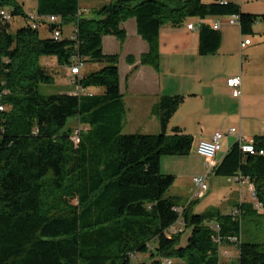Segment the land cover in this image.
Wrapping results in <instances>:
<instances>
[{
  "label": "trees",
  "instance_id": "obj_1",
  "mask_svg": "<svg viewBox=\"0 0 264 264\" xmlns=\"http://www.w3.org/2000/svg\"><path fill=\"white\" fill-rule=\"evenodd\" d=\"M1 8L12 19L0 18V264H168L175 259L220 264L227 244L238 247L237 264H264V243L241 240V215L258 208L264 214V154L244 152L235 141L213 171L227 178L248 176L256 205L195 213L190 201L177 211L181 197L167 195L176 177L162 173L161 158L188 155L194 145V137L179 126L168 132L184 97L163 95L154 104L158 133H124L119 55L103 50L104 36L124 41L122 22L135 18L149 46L140 62L158 67L163 25L237 14L242 33L253 34L256 22L264 25V14L243 12L226 0H111L90 18L82 16L80 0H38V15H58L62 23L34 29L16 0H0ZM18 16L25 24L12 32L11 21ZM70 22L75 23L74 39L52 36ZM41 29L50 37H42ZM221 41L220 30L200 25L201 55L215 53ZM42 56L66 65L81 88L101 87L103 92L41 93L40 84L54 81L40 63ZM78 61L102 66L75 77L71 68ZM73 116L86 127L78 143L74 130L65 129ZM253 138L257 150L264 151V135ZM178 221L183 230L174 233ZM145 255L148 260L137 263Z\"/></svg>",
  "mask_w": 264,
  "mask_h": 264
},
{
  "label": "crops",
  "instance_id": "obj_2",
  "mask_svg": "<svg viewBox=\"0 0 264 264\" xmlns=\"http://www.w3.org/2000/svg\"><path fill=\"white\" fill-rule=\"evenodd\" d=\"M107 1L111 0H94L88 5L96 10L101 7L100 5L108 3ZM226 1L239 4L243 12L264 14V0ZM198 19L200 18L188 19L181 26H173L170 23L162 26L158 67L140 62V56L148 51L149 46L138 33L135 18L122 22V27L127 33L124 41L113 35H106L103 38L104 52L119 55L120 89L126 108L124 127L129 125L132 129L124 133H158L160 124L158 116L152 112L154 104L163 95L184 97V101L170 120L168 132L171 133L173 127L179 126L185 133L194 137V145L188 155H166L161 158L162 173L165 174L166 169L167 171L173 169L176 180L178 177L192 180L196 175L207 173L206 164L205 167L200 166L193 160L198 154V143L210 140L215 132L225 133L220 139L221 148L216 157L218 162L237 139L236 135L228 134L230 128H235L237 134L241 132L246 138L264 135L263 23L258 21L254 25L253 34H257L255 42L248 37L249 34L242 33L239 23H229L228 16L203 19L204 23L210 24L215 20H221L219 30L222 41L215 53L201 55ZM193 23L196 27L189 29L188 25ZM245 39H250L251 43L241 47ZM256 51L260 54L256 55ZM129 56L134 58V62L128 61ZM101 66L98 63H85L81 75L98 70ZM238 75L242 79L240 96L234 95L233 90L226 84L228 78ZM72 82L75 89L70 93L82 92L93 95L103 92L101 87L81 88L75 80L72 79ZM251 187L250 183L244 182L235 183L231 188L235 194L238 193L239 203H254V199L247 201L244 198L248 193L251 194ZM172 196L183 197L182 194ZM197 200L199 199L192 201L193 205ZM189 202L190 199L187 197L184 204ZM232 205L235 204L230 203L231 207L226 208L230 209L228 212L218 209L229 213L237 208ZM217 207L216 205L212 208ZM233 247L236 248V257H231ZM222 250L227 251L228 256L221 254L220 264H237L239 251L236 245H224ZM177 262L185 264L181 260Z\"/></svg>",
  "mask_w": 264,
  "mask_h": 264
},
{
  "label": "rangeland",
  "instance_id": "obj_3",
  "mask_svg": "<svg viewBox=\"0 0 264 264\" xmlns=\"http://www.w3.org/2000/svg\"><path fill=\"white\" fill-rule=\"evenodd\" d=\"M20 5L23 6L25 12H28L30 9H36V5L38 0H16ZM94 0H80V6L82 8V16L83 17H96L95 12L88 3ZM204 2H211V0H203ZM213 1V0H212ZM108 3L110 1H107ZM103 6V5H100ZM100 8V7H98ZM227 19V18H226ZM25 18L23 16L15 17L11 21V31L15 32L18 28L25 24ZM193 20V18H192ZM73 30H75V23L70 22L63 25V36L64 37H71ZM72 31V32H71ZM40 34L42 37H50V32L47 29H41ZM257 34H249L248 37L251 38L253 41L256 40ZM256 42V41H255ZM256 55H259L260 52L256 51ZM259 59V58H258ZM256 59V61L258 60ZM40 63L43 66H46L50 73L54 77V81L52 83H42L39 86V90L43 94H56V93H69L75 89V84H73L71 76H70V69L66 67V65H61L58 63L57 58L53 56H42L40 58ZM225 69V68H224ZM82 127V124L79 122V118L77 116L70 117L68 119L67 125L65 129H79ZM132 130L129 125L123 128V132H129ZM224 141V140H223ZM194 162L198 165H203L205 167V158L199 154L195 156ZM165 170V169H164ZM173 169H169L165 174H174ZM207 182L209 184V191L206 196L200 198L195 202L193 205V211L197 212H204L213 206H218L217 208H221L224 211L230 210L226 209L227 207H231L230 203L235 204L232 206H238L239 197L238 193L232 190L231 187H234L235 182L229 181L227 177L218 176L214 172L207 176ZM186 179V178H185ZM183 177H178L176 182L172 185V187L167 192V195H176L182 194L183 197L181 198V206L185 205L186 198L190 199L191 191L193 189V182L190 179L185 180ZM232 190V191H231ZM245 200H253V197L250 193L246 195ZM230 202V203H229ZM255 201V205H256ZM208 208V209H207ZM220 209V210H221ZM232 212V211H229ZM177 228L181 227V221H178L175 225ZM241 240L245 242H255V243H264V214L263 209L258 208L257 212H248L241 215ZM191 231L185 230L182 235V243L185 244L187 238L189 237ZM231 257H236V248L233 247L231 249ZM148 260V255H145V258H140L137 260V263H141L143 260ZM172 264H180L177 260H173Z\"/></svg>",
  "mask_w": 264,
  "mask_h": 264
},
{
  "label": "built area",
  "instance_id": "obj_4",
  "mask_svg": "<svg viewBox=\"0 0 264 264\" xmlns=\"http://www.w3.org/2000/svg\"><path fill=\"white\" fill-rule=\"evenodd\" d=\"M29 13V25L34 28H41L44 25H47L48 23H62L61 17L58 15H49V16H40L38 15L35 10L31 9L28 11ZM0 18L2 20H11L12 16L10 11L7 8H1L0 9ZM228 22L231 24L239 23V16L237 14H233L228 16ZM204 23L203 19H198V26L200 27L201 24ZM221 25V20H215L211 26L219 30ZM196 27V24H189L188 28L189 29H194ZM76 29L73 30L71 38L76 37ZM52 36L55 39H59L63 36V30L62 28H56L54 29ZM251 43L250 39H245L241 43V47H245L246 45H249ZM84 67V64L81 63L80 61L76 62L75 65L71 68V75L72 76H80L82 68ZM226 84L228 87H230L234 95L240 96L241 95V85H242V79L241 76H235V77H230L227 79ZM4 110V106H0V111ZM86 127H81L79 129L74 130V134L72 136L73 140L78 143L80 141V136L82 131H84ZM225 133L223 132H215L213 137L210 140H202L198 143L197 145V153L201 156H203L206 159V169L207 173L206 174H201V175H196L193 177L192 182H193V189L191 191V197L190 201L200 199L202 198L209 190V184L207 182V175L212 173L214 171V168L217 166L219 163L216 159L217 153L221 148L220 145V139L224 136ZM229 135H236L238 141L241 145L242 151L248 152L250 154H264L263 150H257L255 144H254V138L253 137H243V135L240 133L237 134V131L235 128H230L228 131ZM229 181H233L235 183H244L248 182L252 185L251 187V195L255 201H257V194L256 190L254 187V184L250 181V178L248 176H243L241 174L235 175L233 177L228 178ZM259 205V204H258ZM177 211H182L183 207L179 206L175 208ZM182 226L177 228V227H172L171 230L174 233L181 232L183 230V222H181ZM215 229H218V226H214ZM231 241L236 242L238 239L236 237H232ZM224 256H228L227 251L221 252ZM168 264H171L172 262L169 260L167 261Z\"/></svg>",
  "mask_w": 264,
  "mask_h": 264
}]
</instances>
